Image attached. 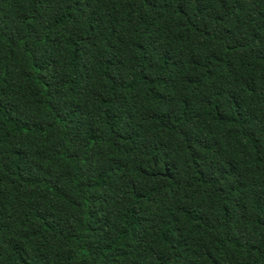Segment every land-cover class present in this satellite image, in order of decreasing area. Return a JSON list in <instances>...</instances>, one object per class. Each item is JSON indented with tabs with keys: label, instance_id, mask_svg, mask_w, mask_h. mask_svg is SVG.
I'll use <instances>...</instances> for the list:
<instances>
[{
	"label": "trees",
	"instance_id": "obj_1",
	"mask_svg": "<svg viewBox=\"0 0 264 264\" xmlns=\"http://www.w3.org/2000/svg\"><path fill=\"white\" fill-rule=\"evenodd\" d=\"M0 264H264V0H0Z\"/></svg>",
	"mask_w": 264,
	"mask_h": 264
}]
</instances>
